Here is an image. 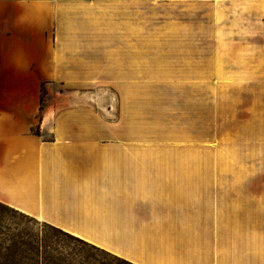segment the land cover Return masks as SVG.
Returning a JSON list of instances; mask_svg holds the SVG:
<instances>
[{"label":"rangeland","instance_id":"obj_1","mask_svg":"<svg viewBox=\"0 0 264 264\" xmlns=\"http://www.w3.org/2000/svg\"><path fill=\"white\" fill-rule=\"evenodd\" d=\"M0 1L8 2V15H12L31 0ZM55 1L77 16L129 15L123 26L124 31L132 27L136 53V99L129 104V127L147 132L140 142L174 148L183 161L194 160V169L184 167L182 174L194 183V190H183L194 192V231L110 236L127 245L146 244L162 256L164 264H239L237 231L241 229L243 241L255 233L254 224L243 221L250 213L240 209L239 193L264 191V168L257 160L261 155L256 152L254 133L258 83L245 77L255 71L264 75V0ZM225 41L230 55L224 50ZM226 58L229 64L224 68ZM39 99L33 131L43 140H53L51 132H41L43 113L52 106L83 108L92 119L91 126L103 130V143H123L127 138L111 130L124 127L127 114L121 96L106 81L98 87L72 90L44 82ZM130 139L139 142L137 136ZM135 212L138 227L153 219L149 208L136 206ZM0 219L3 256L13 257L21 235L36 242L40 261L54 256L71 264H138L134 257L65 232L3 200ZM217 225L230 230L234 251L224 253L219 241L225 234Z\"/></svg>","mask_w":264,"mask_h":264},{"label":"crops","instance_id":"obj_2","mask_svg":"<svg viewBox=\"0 0 264 264\" xmlns=\"http://www.w3.org/2000/svg\"><path fill=\"white\" fill-rule=\"evenodd\" d=\"M7 4L0 1V200L118 255L134 257L138 264H164L146 244L115 242L109 234L194 231V192H183L194 190V183L182 175L184 167L194 169V160L183 161L174 148L140 142L147 132L129 127V104L136 99L134 32L123 26L129 15L77 16L55 0L26 1L8 15ZM260 74L245 77L258 83L254 133L261 155L257 160L264 168ZM103 81L126 106L125 126L111 129L126 136L125 142L103 143V130L91 126L81 107L44 111L41 132H51L53 140L33 131L42 83L72 90ZM135 136L139 142H129ZM239 194L240 209L250 213L243 221L254 224L255 231L244 241L241 229L237 231L239 264H264V191ZM136 206L154 211L153 219L138 227ZM160 209L167 212L157 213ZM217 230L225 234L219 241L224 253L234 251L230 230L222 225Z\"/></svg>","mask_w":264,"mask_h":264},{"label":"trees","instance_id":"obj_3","mask_svg":"<svg viewBox=\"0 0 264 264\" xmlns=\"http://www.w3.org/2000/svg\"><path fill=\"white\" fill-rule=\"evenodd\" d=\"M68 235V234H67ZM73 237V236H71ZM81 241L77 237H73ZM16 254V258H14ZM13 255H0V264H71L68 260L59 257L45 256L40 261L39 250L36 242L26 239V237L19 235L17 252ZM126 264H134L125 261Z\"/></svg>","mask_w":264,"mask_h":264},{"label":"snow or ice","instance_id":"obj_4","mask_svg":"<svg viewBox=\"0 0 264 264\" xmlns=\"http://www.w3.org/2000/svg\"><path fill=\"white\" fill-rule=\"evenodd\" d=\"M3 223V220L2 219H0V224H2Z\"/></svg>","mask_w":264,"mask_h":264}]
</instances>
